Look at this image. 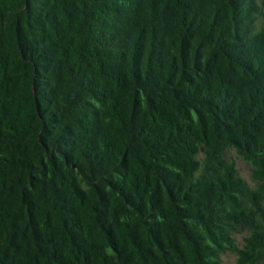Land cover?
Masks as SVG:
<instances>
[{"label":"trees","instance_id":"trees-1","mask_svg":"<svg viewBox=\"0 0 264 264\" xmlns=\"http://www.w3.org/2000/svg\"><path fill=\"white\" fill-rule=\"evenodd\" d=\"M228 251L264 264V0H0V264Z\"/></svg>","mask_w":264,"mask_h":264},{"label":"rangeland","instance_id":"rangeland-1","mask_svg":"<svg viewBox=\"0 0 264 264\" xmlns=\"http://www.w3.org/2000/svg\"><path fill=\"white\" fill-rule=\"evenodd\" d=\"M227 157L235 161L239 174L254 186L255 183L251 176V169L245 159L234 148L228 150ZM245 235L246 233L236 234V242L240 247L243 245V238ZM221 261L222 264H239L237 261V254L230 251L221 255Z\"/></svg>","mask_w":264,"mask_h":264}]
</instances>
